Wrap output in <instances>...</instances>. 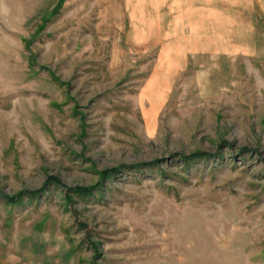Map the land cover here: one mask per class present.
Here are the masks:
<instances>
[{
  "label": "rangeland",
  "instance_id": "1",
  "mask_svg": "<svg viewBox=\"0 0 264 264\" xmlns=\"http://www.w3.org/2000/svg\"><path fill=\"white\" fill-rule=\"evenodd\" d=\"M58 1L0 0V258L264 264V0Z\"/></svg>",
  "mask_w": 264,
  "mask_h": 264
},
{
  "label": "trees",
  "instance_id": "2",
  "mask_svg": "<svg viewBox=\"0 0 264 264\" xmlns=\"http://www.w3.org/2000/svg\"><path fill=\"white\" fill-rule=\"evenodd\" d=\"M61 4V0H59L58 1V3H57V5H56V8L59 6ZM20 196L21 195H13V196H5L2 192H0V198L2 199H5V200H7V201H9V202H17V201H19V199H20Z\"/></svg>",
  "mask_w": 264,
  "mask_h": 264
},
{
  "label": "crops",
  "instance_id": "3",
  "mask_svg": "<svg viewBox=\"0 0 264 264\" xmlns=\"http://www.w3.org/2000/svg\"><path fill=\"white\" fill-rule=\"evenodd\" d=\"M184 1V0H183ZM170 2H172V1H170ZM154 40L155 39H153L152 40V42L151 43H154ZM143 43H145V42H143ZM155 44V43H154ZM145 46H148V44L147 43H145ZM0 257H2V255H0ZM6 257H8V258H5L4 260H2L1 258H0V264H17V263H19L20 262V264H23V260L22 261H20V260H18L19 262H14V260H11V256H6Z\"/></svg>",
  "mask_w": 264,
  "mask_h": 264
}]
</instances>
